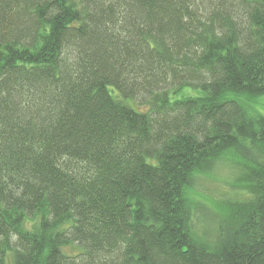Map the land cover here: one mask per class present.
<instances>
[{
  "label": "trees",
  "instance_id": "16d2710c",
  "mask_svg": "<svg viewBox=\"0 0 264 264\" xmlns=\"http://www.w3.org/2000/svg\"><path fill=\"white\" fill-rule=\"evenodd\" d=\"M259 96L264 0H0V264H264Z\"/></svg>",
  "mask_w": 264,
  "mask_h": 264
},
{
  "label": "rangeland",
  "instance_id": "374dc122",
  "mask_svg": "<svg viewBox=\"0 0 264 264\" xmlns=\"http://www.w3.org/2000/svg\"><path fill=\"white\" fill-rule=\"evenodd\" d=\"M241 100V98H237ZM251 111V114H259L264 117V96L254 97L252 99L242 98ZM232 178L231 169L226 163L216 166L211 173L206 176H198L193 183V187L186 193L188 200L192 203L200 205V210L192 209L191 221L195 228L201 231V215L200 212L206 208L211 212L213 218L220 217L219 206L216 204L218 199H231L234 196L233 188L229 185ZM233 195V196H232ZM201 228V229H200ZM196 233H199L196 230Z\"/></svg>",
  "mask_w": 264,
  "mask_h": 264
}]
</instances>
